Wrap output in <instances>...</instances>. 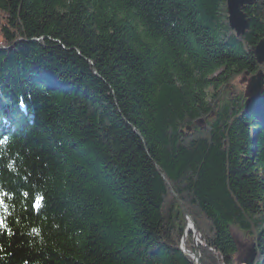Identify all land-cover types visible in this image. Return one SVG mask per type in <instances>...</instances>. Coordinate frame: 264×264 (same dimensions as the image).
<instances>
[{
  "label": "trees",
  "instance_id": "1",
  "mask_svg": "<svg viewBox=\"0 0 264 264\" xmlns=\"http://www.w3.org/2000/svg\"><path fill=\"white\" fill-rule=\"evenodd\" d=\"M246 12L239 36L226 0H0V264H195L182 203L201 264H234L232 228L264 264V91H227L259 68Z\"/></svg>",
  "mask_w": 264,
  "mask_h": 264
},
{
  "label": "rangeland",
  "instance_id": "2",
  "mask_svg": "<svg viewBox=\"0 0 264 264\" xmlns=\"http://www.w3.org/2000/svg\"><path fill=\"white\" fill-rule=\"evenodd\" d=\"M228 0H226V9H227V16H228V22H229V12H228ZM257 0L249 3V2H244L243 3V8H241V11H243L246 14V17L248 18L247 12H246V8L249 5H253L256 3ZM249 20V18H248ZM229 26L232 30H234V32L241 36L242 34H244L248 29L249 26L242 32L239 33V31L234 28L230 22H229ZM264 39V36L261 37L260 39H258L257 42H255L254 44H252L249 47V51H250V55H253L254 60L257 62V64L259 65V68H257L256 71H249V70H245L244 72H242V74H240L239 76H237L236 78H234L227 87V91L228 92H234L237 91L236 95H238L240 98H244V100L246 99L247 102H251V101H255L259 98V96L262 95V92L264 91V44H261L260 42ZM18 41V39H17ZM13 45L10 44L7 46V48L12 47ZM249 58V57H248ZM259 73L262 74V76L259 75ZM0 115L2 117H4V113H6L8 111L9 108L7 107H1L0 105ZM10 110V109H9ZM4 125V124H3ZM3 127V126H0ZM256 126H253V128H255ZM131 128L133 129V131L141 138L142 134L140 133V131L133 125H131ZM259 127H256V129H258ZM1 136V135H0ZM180 199V198H179ZM184 214H185V218L187 220L186 225H185V229H184V233H183V237L181 238V248L183 250V252L185 251L187 254H189L192 259L194 260L195 264H197V260H196V256L198 255V261L200 262V250L201 248L203 249L206 246L205 241L202 239V235L200 232H198V227L196 225V222L193 219L190 212L188 211L187 207L184 205V203L181 204ZM192 221V222H191ZM194 225H193V224ZM233 229V234H234V238L236 241V244L238 246V250L239 252L233 254L231 256L232 261L234 262V264H252L255 256H256V251L254 250V243L255 241L253 240V236L252 233H242L240 230H238L237 228H232ZM188 231L191 232L192 234V238H193V243L190 244L191 247H193V251L189 250L185 244V238L188 234ZM251 241V242H250ZM187 244H189L187 242ZM250 247V248H249ZM249 248V249H248ZM210 249L212 250L211 252H213L216 255V251H214V249H212L210 247ZM240 249L242 250L240 252ZM198 253V254H197ZM212 255L209 254V257L207 258V262L212 264V260H215V258L211 257ZM227 264V263H225Z\"/></svg>",
  "mask_w": 264,
  "mask_h": 264
},
{
  "label": "water",
  "instance_id": "3",
  "mask_svg": "<svg viewBox=\"0 0 264 264\" xmlns=\"http://www.w3.org/2000/svg\"><path fill=\"white\" fill-rule=\"evenodd\" d=\"M253 1L255 0H228L227 1L228 2L227 7H228V12H229V22L234 28H236L239 31V33H242L249 25V20L246 17V14L243 11H241V8H243V3L244 2L251 3ZM260 43L264 44V39ZM259 75L262 76L261 73H259ZM196 260H197V264H200L198 261V255L196 256Z\"/></svg>",
  "mask_w": 264,
  "mask_h": 264
},
{
  "label": "snow or ice",
  "instance_id": "4",
  "mask_svg": "<svg viewBox=\"0 0 264 264\" xmlns=\"http://www.w3.org/2000/svg\"><path fill=\"white\" fill-rule=\"evenodd\" d=\"M4 142H6V140H5ZM42 199H43V198L40 197V196L35 197V198L32 200V202H31V207L39 209V208L42 206V205H41V200H42ZM3 204H4V201H3L2 199H0V206H3ZM0 223H3V222L0 221Z\"/></svg>",
  "mask_w": 264,
  "mask_h": 264
}]
</instances>
